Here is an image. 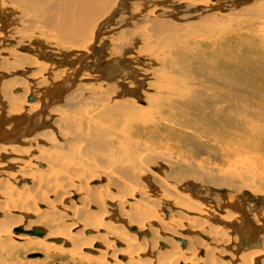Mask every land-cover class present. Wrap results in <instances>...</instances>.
Returning <instances> with one entry per match:
<instances>
[{
  "label": "bare ground",
  "instance_id": "1",
  "mask_svg": "<svg viewBox=\"0 0 264 264\" xmlns=\"http://www.w3.org/2000/svg\"><path fill=\"white\" fill-rule=\"evenodd\" d=\"M0 264H264V0H0Z\"/></svg>",
  "mask_w": 264,
  "mask_h": 264
},
{
  "label": "rangeland",
  "instance_id": "2",
  "mask_svg": "<svg viewBox=\"0 0 264 264\" xmlns=\"http://www.w3.org/2000/svg\"><path fill=\"white\" fill-rule=\"evenodd\" d=\"M112 30V29H111ZM111 30H108L107 31V34L106 35H104V36H109V35H112V31ZM252 78H253V76L252 77H250V79L252 80ZM256 78V76H254V79ZM245 79V78H244ZM254 79H253V81H254ZM252 81V82H253ZM31 258H35V257H37L38 255H29Z\"/></svg>",
  "mask_w": 264,
  "mask_h": 264
},
{
  "label": "water",
  "instance_id": "3",
  "mask_svg": "<svg viewBox=\"0 0 264 264\" xmlns=\"http://www.w3.org/2000/svg\"><path fill=\"white\" fill-rule=\"evenodd\" d=\"M18 232H21V229H19V230H17ZM34 233L35 234H38L39 236L40 235H42V231L40 230V229H37V230H34V231H32V232H28L27 234H33L34 235Z\"/></svg>",
  "mask_w": 264,
  "mask_h": 264
}]
</instances>
